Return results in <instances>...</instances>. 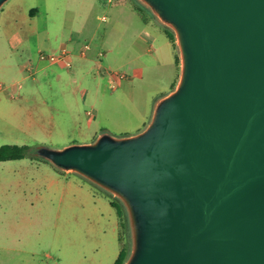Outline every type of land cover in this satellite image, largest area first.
Here are the masks:
<instances>
[{"label": "water", "instance_id": "obj_1", "mask_svg": "<svg viewBox=\"0 0 264 264\" xmlns=\"http://www.w3.org/2000/svg\"><path fill=\"white\" fill-rule=\"evenodd\" d=\"M139 1L175 35L176 87L137 134L37 154L123 204L124 264H264V0Z\"/></svg>", "mask_w": 264, "mask_h": 264}, {"label": "rangeland", "instance_id": "obj_2", "mask_svg": "<svg viewBox=\"0 0 264 264\" xmlns=\"http://www.w3.org/2000/svg\"><path fill=\"white\" fill-rule=\"evenodd\" d=\"M118 3L132 4L136 10H140L142 14L147 15L153 21L155 30L169 32L168 27L161 24L139 0H10L0 11V28L7 23L6 21L9 22L6 19L7 17L9 19L10 15L11 18L16 17L24 29L26 26L25 6H31L32 16L37 15L38 12L45 14L44 12L48 10V16H44L47 18V23L52 25V30L57 29L64 39L74 36L79 42L78 48L84 47L80 50L82 56H87L90 50L89 44H85L93 43L94 60L92 62L77 60L74 63L78 74L88 75L91 73L88 75L90 76L88 79H93V75L102 76L98 70L97 54L99 52L97 49L99 48L97 47L101 41L109 43L115 37L113 27L118 20V14L114 10L106 14L108 20H103L106 13L104 8L106 4L116 5ZM45 34L46 32L42 36V47L26 46V50L20 49L12 52L15 55L14 59L25 64L30 58H33L34 61H41V53L50 54ZM165 38V35H160L159 43H162ZM3 50L8 51L7 49ZM164 53L166 65L154 66L155 62L150 60L144 69L139 67L136 69L130 63V60L135 61L133 52L127 53L125 56L122 55L119 60L113 54L106 58H99L104 64L112 65L118 70L117 75L127 74V71L131 75L134 72L139 73L128 88L116 93H113L112 84L108 81L107 76H102L103 94H105L106 100H110V98L121 100L119 102L116 100L117 103L114 107L107 101L104 103L99 101L98 105L93 103L100 110L97 122L101 125H108L114 130L118 129L116 126L120 125L131 129L130 132L124 134L119 132L111 134L122 137L144 130L152 118L158 100L176 87L181 72L177 45L172 46L169 48V52L165 51ZM157 54L159 56V53ZM174 54H177L179 59L177 65L168 63L172 61ZM3 58L7 60L5 56ZM100 60L98 61L100 62ZM41 63L46 68L53 65L42 61ZM137 65L140 66V63ZM74 70L73 72L76 71ZM28 74L32 78L37 77L34 71H29L26 75ZM71 78L75 79L73 76ZM93 104L90 100L84 109H93ZM108 104L112 106L110 109H107ZM36 134L39 138L45 139L41 131L37 129ZM33 143L17 145L34 147L45 145L52 148L70 145L69 143L47 140ZM6 144L13 143L0 137V147ZM36 161L37 159L27 157L23 160L0 163V264H94L98 260L99 249L103 245L102 234L84 222L80 210L69 209V200L62 202L60 194L50 190L45 181H41L40 176L37 175L33 180L31 179L33 168L25 167L24 164ZM76 176L82 178L79 175ZM83 180L95 196L107 197L109 195L114 201L112 195L95 184ZM127 219L128 217L125 216L120 219L122 224L121 247L130 252L131 234ZM71 220L72 222H70ZM118 248H120L119 243Z\"/></svg>", "mask_w": 264, "mask_h": 264}, {"label": "crops", "instance_id": "obj_3", "mask_svg": "<svg viewBox=\"0 0 264 264\" xmlns=\"http://www.w3.org/2000/svg\"><path fill=\"white\" fill-rule=\"evenodd\" d=\"M104 9L106 13L103 20L109 19L106 14L112 10L118 14V20L113 27L115 37L109 43L101 41L100 47H97V64L102 76H107L111 82L113 93H116L128 88L139 73L134 72L131 75L127 71L128 77L121 79L120 74L117 75L118 70L112 65L104 64L100 57L106 58L113 54L119 60L122 55L133 52L135 61L130 60V63L136 69H144L150 60L155 62L154 66L166 65L164 52H169L174 44L167 32L155 30L153 21L140 10H136L132 4H106ZM31 11V6H25L24 29L16 17L11 18L10 15L6 19L9 22L6 21L0 28V137L13 144H30L44 140L73 144L93 142L103 132H130L131 129L123 125L116 126L118 129L114 130L97 122L100 110L96 105L99 101H107L114 107L116 100L119 102L121 99L106 100L102 76L93 75V79H88L91 73L78 74L74 63L77 60H94L93 43L85 44H89L90 50L87 56H82L80 50L84 47L78 48L79 42L74 36L64 39L57 29L52 30V25L47 23L44 16H48V10L45 14L38 12L34 16ZM45 32L50 54H65L63 58L52 63L50 68L44 67L40 60L34 61L33 58L25 64L14 59L12 52L26 50V46L42 47V36ZM160 35L166 36L162 43L158 41ZM168 63L177 65V54ZM29 71L36 72L37 77L26 75ZM72 76L75 79L72 80ZM90 100L91 104L96 105L93 104L94 108L91 110L84 109ZM109 104L107 109L112 107ZM36 129L41 131L45 139L37 136ZM24 166L33 168L32 180L37 175L40 176L50 190L60 194L62 202L69 200V209L80 210L84 222L102 234L103 245L94 264H115L123 249L122 224L111 197L108 194L107 197L95 196L83 177L78 178L77 174L62 172L46 160L27 162Z\"/></svg>", "mask_w": 264, "mask_h": 264}, {"label": "trees", "instance_id": "obj_4", "mask_svg": "<svg viewBox=\"0 0 264 264\" xmlns=\"http://www.w3.org/2000/svg\"><path fill=\"white\" fill-rule=\"evenodd\" d=\"M167 34L170 40L173 42V44L176 45L175 44L176 39L173 31L169 29V32H167ZM177 60L179 59L177 58ZM37 151H38V146L34 147L28 145L6 144L0 147V163L5 161L22 160L27 157H31L37 160H43L38 156ZM112 205L118 211L120 218L124 216L127 218L126 210L123 204L118 199L114 198V201H112ZM128 255H129V251L123 248L115 264H124L128 258Z\"/></svg>", "mask_w": 264, "mask_h": 264}, {"label": "built area", "instance_id": "obj_5", "mask_svg": "<svg viewBox=\"0 0 264 264\" xmlns=\"http://www.w3.org/2000/svg\"><path fill=\"white\" fill-rule=\"evenodd\" d=\"M65 54H60V55H55V54H46V53H41L40 59L44 63H55L59 61L61 58H63ZM128 75L126 73L120 74V78L124 79L127 78Z\"/></svg>", "mask_w": 264, "mask_h": 264}]
</instances>
